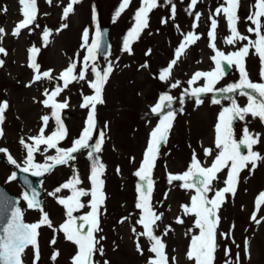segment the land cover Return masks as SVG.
<instances>
[{
	"label": "rangeland",
	"instance_id": "1",
	"mask_svg": "<svg viewBox=\"0 0 264 264\" xmlns=\"http://www.w3.org/2000/svg\"><path fill=\"white\" fill-rule=\"evenodd\" d=\"M99 8L107 58L96 55ZM260 95L264 0H0V150L43 192L31 205L0 163L38 231L24 264H264ZM87 212L82 235L72 222Z\"/></svg>",
	"mask_w": 264,
	"mask_h": 264
},
{
	"label": "water",
	"instance_id": "2",
	"mask_svg": "<svg viewBox=\"0 0 264 264\" xmlns=\"http://www.w3.org/2000/svg\"><path fill=\"white\" fill-rule=\"evenodd\" d=\"M100 53L108 54L111 47L109 41V26L100 25L98 40ZM165 131L160 134L158 144L165 138ZM1 159V156H0ZM18 177L25 185L33 204L41 203V191L32 175L19 171ZM88 219H81L77 223L79 230L86 232ZM36 241L35 230L29 228L22 221L19 199L11 194L0 183V264H22L21 250L29 243Z\"/></svg>",
	"mask_w": 264,
	"mask_h": 264
},
{
	"label": "bare ground",
	"instance_id": "3",
	"mask_svg": "<svg viewBox=\"0 0 264 264\" xmlns=\"http://www.w3.org/2000/svg\"><path fill=\"white\" fill-rule=\"evenodd\" d=\"M74 29V28H73ZM135 168H137V166H135ZM130 178H132L131 176L130 177H128L127 179H126V181L127 180H129ZM121 192V194H123V192L122 191H120Z\"/></svg>",
	"mask_w": 264,
	"mask_h": 264
}]
</instances>
